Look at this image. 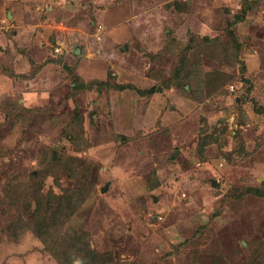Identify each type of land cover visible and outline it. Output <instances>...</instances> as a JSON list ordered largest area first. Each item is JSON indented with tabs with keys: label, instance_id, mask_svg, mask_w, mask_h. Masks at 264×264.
<instances>
[{
	"label": "rangeland",
	"instance_id": "374dc122",
	"mask_svg": "<svg viewBox=\"0 0 264 264\" xmlns=\"http://www.w3.org/2000/svg\"><path fill=\"white\" fill-rule=\"evenodd\" d=\"M251 262L264 0H0V264Z\"/></svg>",
	"mask_w": 264,
	"mask_h": 264
},
{
	"label": "trees",
	"instance_id": "16d2710c",
	"mask_svg": "<svg viewBox=\"0 0 264 264\" xmlns=\"http://www.w3.org/2000/svg\"><path fill=\"white\" fill-rule=\"evenodd\" d=\"M204 41L207 42L206 39H204ZM77 87H78V86L76 85V88H77ZM157 90H159V89H156V88L153 87L152 90L147 91V92L151 93V91H157ZM80 123H81V121H78V120H77V122L74 124V129L77 128V127H79ZM64 171H65V169H64ZM68 174H71V173H68ZM75 192H76V191H75ZM81 192H82V190L79 191V193H81ZM64 195L67 196V200H66V201L71 200L72 197H73V196H72L71 194H69V193H65ZM69 195H70V196H69ZM70 204H71V202H67V203H66V207H69L68 210H69V214L71 215V213H70V210H71V209H70V208H71ZM65 211H67V209H65ZM84 234H85V233H81V232H80V233L78 234V236H75V240H79V241H82V242H83ZM72 237H73L72 239H74V236H72ZM87 251H89V249H87ZM89 254H91V255H90L91 257H93V256L95 255V254L93 255V251H91V250H90ZM249 264H253V262H251V263H249Z\"/></svg>",
	"mask_w": 264,
	"mask_h": 264
}]
</instances>
